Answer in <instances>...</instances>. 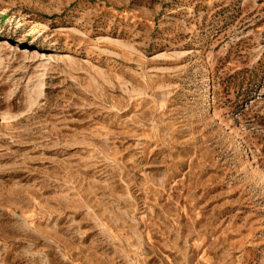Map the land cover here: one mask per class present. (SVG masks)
I'll use <instances>...</instances> for the list:
<instances>
[{
    "label": "rangeland",
    "instance_id": "374dc122",
    "mask_svg": "<svg viewBox=\"0 0 264 264\" xmlns=\"http://www.w3.org/2000/svg\"><path fill=\"white\" fill-rule=\"evenodd\" d=\"M0 264H264V0H0Z\"/></svg>",
    "mask_w": 264,
    "mask_h": 264
},
{
    "label": "bare ground",
    "instance_id": "6f19581e",
    "mask_svg": "<svg viewBox=\"0 0 264 264\" xmlns=\"http://www.w3.org/2000/svg\"><path fill=\"white\" fill-rule=\"evenodd\" d=\"M5 42H8V41H5ZM33 53L38 55L39 58L45 57V53L43 51L36 49L35 47L33 48Z\"/></svg>",
    "mask_w": 264,
    "mask_h": 264
}]
</instances>
